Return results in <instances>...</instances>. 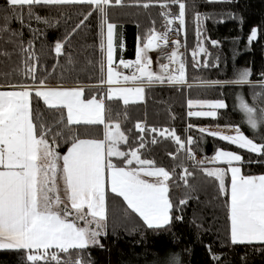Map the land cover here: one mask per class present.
Segmentation results:
<instances>
[{
    "label": "snow or ice",
    "instance_id": "1",
    "mask_svg": "<svg viewBox=\"0 0 264 264\" xmlns=\"http://www.w3.org/2000/svg\"><path fill=\"white\" fill-rule=\"evenodd\" d=\"M7 3L15 14L14 18H19L21 23L25 6L30 19L44 23L48 21L36 15L34 8L90 6L85 20L93 12L98 17L102 37L100 84L108 87L104 98L92 96L85 99V89L81 86L49 88L44 80L35 83L38 57L32 51L33 44L29 42L27 48L20 45L21 51L26 54L20 71L34 83L9 84L6 89L0 85V89H3L0 90V250L23 251L27 264H90L84 258L86 250L94 246L102 247L99 238L107 234V185H110L111 193L123 198L127 208L147 228L159 230L170 226L174 204L169 195L168 182L172 180L174 172L156 167L154 160L141 158L140 149L145 146L143 135L139 147L131 151L121 150V144H127L129 137L121 130L119 122H109L106 100L122 101L127 106L143 101L146 88L155 84H186V66L178 51L180 42H174L177 51L167 57L169 63L161 64L157 73L152 70V60L148 54L150 50L167 45V33L172 29L168 28L164 33L150 29L146 43L138 48L135 61L120 59L117 65L114 59V30L117 25L109 22V14L113 7L148 9L158 3L164 10L162 15L166 25L178 21L183 28L186 4L183 0H7ZM170 3L178 6V13L174 17L169 11ZM195 19L199 24L201 17L197 15ZM3 20L0 40L4 39V33H8L7 42L14 43L12 38L21 33L10 29L7 15ZM83 23L81 21L77 28ZM197 35H202L199 29ZM257 35V31L253 30L249 42L255 41ZM69 38L55 44L54 51L58 57L65 55L64 47ZM161 41L163 45L158 43ZM200 51L204 52L205 49L200 48ZM0 55L10 56V53L0 51ZM192 55L195 59L197 53L193 52ZM68 63H73L71 57H68ZM121 65L134 71L124 75L117 70ZM172 65L175 67L172 68ZM250 77L251 71L244 70L232 83L250 84ZM33 96L51 110L49 116L34 110ZM237 99L239 109L246 116L245 123L253 132L264 128V108L250 106L242 95ZM188 107L210 109L189 111V116L214 118L217 116L216 110L226 105L223 102L189 100ZM98 125L103 126V139L86 135L81 138L77 134L80 126L87 130ZM135 128L141 134L147 131L158 133L161 137L170 136L181 150L185 149V143L175 131L146 128L142 123H137ZM233 130L235 135L200 129L239 149L264 156V136L257 143L238 127ZM59 139L70 143L66 154L58 151ZM151 142H157L155 137ZM192 143L193 139L188 137L187 145ZM188 151L191 153L190 148ZM113 157L122 161L124 166L114 163ZM190 158L195 159L194 154ZM213 162L227 165V169L201 170L207 177L219 182L221 194L230 197L227 207L231 243L264 245V174L245 175L240 166L243 157L233 151H218ZM252 162L258 161H249ZM183 172L182 179L188 186V177L192 173L187 168ZM228 172L231 174L230 186L225 182ZM60 182L68 203L61 197ZM187 202L186 198L179 201L181 205ZM176 219L181 220L182 217ZM170 264H179L178 258L173 257Z\"/></svg>",
    "mask_w": 264,
    "mask_h": 264
},
{
    "label": "trees",
    "instance_id": "2",
    "mask_svg": "<svg viewBox=\"0 0 264 264\" xmlns=\"http://www.w3.org/2000/svg\"><path fill=\"white\" fill-rule=\"evenodd\" d=\"M183 2L186 4L185 25L179 33V42L190 84H155L146 88L143 101L127 106L122 101L106 100L109 122H119L121 130L129 137L127 144H121V150L131 151L139 147L143 135L145 146L140 149L141 158L154 160L156 167L174 172L168 182L169 195L174 204L172 224L159 230L147 228L127 208L123 198L107 188V234L101 236L102 247L94 246L86 250L84 258L90 264H170L173 257L178 258L179 264H264V245L231 243L227 207L230 197L221 194L219 182L207 177L201 170L210 165L202 161L203 157H210L218 149H224L243 157L240 166L245 175H261L264 174V156L239 149L218 136L200 131L201 127L228 125L239 126L246 136L254 138L257 143L264 136V128L253 132L245 123L246 116L239 109L237 99L242 95L250 106L264 108V0ZM89 8L87 5L34 8L36 15L48 21L44 23L30 19L25 6L21 23L19 18H14L7 0H0V24L4 23L3 17L7 15L10 29L21 33L12 38L14 43L7 42L8 33H4V39L0 40V51L10 53V56L0 55V85L34 83L20 71L26 55L20 45L27 48L32 42V51L38 57L35 83L44 80L46 85H82L86 98H104L106 89L100 84L102 74L99 70L102 37L96 13L93 12L85 20ZM163 11L158 3L148 9H110L109 22L121 28L124 39L122 59H135L137 49L146 43L150 29L161 31L165 28ZM169 11L175 16L178 6L170 3ZM197 15L201 17L199 24L195 19ZM81 21H84L83 25L77 28ZM198 29L202 33L199 37ZM253 30L258 35L250 43ZM69 36L64 47L65 55L58 57L54 51L55 44ZM202 46L204 52L200 51ZM193 52L197 53L195 59ZM68 57L73 61L71 65ZM244 70L251 71L252 83H232ZM189 100H221L226 107L218 109L214 118L189 116V111L193 109L188 107ZM33 108L45 116H49L51 111L35 96ZM137 123L144 124L146 128L175 131L185 142V149L181 150L170 136L161 137L158 133L147 131L139 133L135 128ZM103 131L102 125L91 126L87 130L80 126L77 134L81 138L86 135L103 139ZM153 137L156 143L151 142ZM188 137L193 139L191 145H187ZM58 143V151L65 154L70 143H64L62 139ZM192 154L195 159L190 158ZM198 159L203 163H198ZM113 161L124 166L118 158H113ZM223 166L227 168V165ZM184 168L192 173L188 177V186L182 179ZM225 182L230 186L229 174ZM185 198L188 202L181 205L179 201ZM0 264H27L25 253L0 250Z\"/></svg>",
    "mask_w": 264,
    "mask_h": 264
},
{
    "label": "crops",
    "instance_id": "3",
    "mask_svg": "<svg viewBox=\"0 0 264 264\" xmlns=\"http://www.w3.org/2000/svg\"><path fill=\"white\" fill-rule=\"evenodd\" d=\"M172 17H174V16H172ZM168 28H171L172 31H168V33H167L168 34V43H167V45L166 46H162L159 49L150 50V52L148 54L149 55V58L152 60V70H154L157 73L160 72V65L161 64H168L169 63L167 57L173 51H177V48H176L174 42L175 41H179V33L181 32V26L179 25V22L176 21L172 25H166L163 30L156 31V32H158V33H164L165 31H167ZM114 33H115L114 34V47H115L114 48V59L116 61V64L118 65L119 64V60L122 59L121 53L123 52L125 45H124V39H123V35H122L121 28L118 25H117L116 29L114 30ZM158 43H161V45H163V42L162 41L161 42H158ZM141 46L142 45H139V47H141ZM178 51H179L180 56H181V45H180V48L178 49ZM137 52H138V49H137ZM135 59H136V57H135ZM135 59H133V60L123 59V60L126 61V62H134ZM114 66H116V65H114ZM171 67L174 68L175 65H172ZM117 70L118 71H121L124 75H130L131 72L134 71V69H124L122 65L119 66L117 68ZM60 86H62L63 88H67V89L75 88L77 86L84 87L82 85H47V87H49V88H56V87H60ZM102 86L107 90V87H108L107 85H102ZM6 88H7V86H5V89ZM0 90H3V89H0ZM84 98L85 99H88L85 96H84ZM144 99H145V96H144ZM197 110H200V111H208L210 109H206V108H197L196 109L195 108L194 110H191V111L194 112V111H197ZM113 124H115V123H113ZM220 133H223V132H220ZM113 158H116V157H113ZM61 185H62V182H61ZM107 188L110 189V185H107L106 186V191H107ZM62 189H63V186L61 188V197H62V199L65 200V203H68L67 200H66V196H65V194H64V192H63Z\"/></svg>",
    "mask_w": 264,
    "mask_h": 264
},
{
    "label": "rangeland",
    "instance_id": "4",
    "mask_svg": "<svg viewBox=\"0 0 264 264\" xmlns=\"http://www.w3.org/2000/svg\"><path fill=\"white\" fill-rule=\"evenodd\" d=\"M210 1H222V0H210ZM181 30H182V28H181ZM115 48V47H114ZM202 48H204L203 46H202ZM242 72V71H241ZM252 83V82H251ZM187 84H190L189 82H187L186 84H184V85H187ZM204 102H209V103H214V102H223V101H221V100H216V101H204ZM224 103V102H223ZM196 107H194L193 109H191V110H194ZM197 109V108H196ZM207 109V108H206ZM218 110V109H217ZM216 110V111H217ZM239 128V130L241 131V132H243L242 131V129L239 127V126H222V125H218V126H208V127H201V129L203 128V129H206V130H209L210 129V131L211 132H223L224 134H226V135H235L236 133H235V131L233 130L234 128ZM209 128V129H208ZM244 133V132H243ZM245 134V133H244ZM185 143V142H184ZM221 150H224V149H218L212 156H210V157H203L202 158V161L203 162H206L207 164H210L208 167H207V169H214V168H217V167H223V168H225L223 165H220V164H218V163H214L213 162V158H214V156H215V154L218 152V151H221ZM123 151V150H122ZM224 151H229V150H224ZM236 153V152H235ZM237 154H239V153H237ZM198 156V155H197ZM198 162H199V159H198ZM225 169H227V168H225ZM228 174L230 175V172H228ZM228 176V175H227ZM227 176L225 177V180H226V178H227ZM146 179H149V180H152V178H146ZM60 187L62 188V185H61V182H60ZM100 240H101V237L99 238Z\"/></svg>",
    "mask_w": 264,
    "mask_h": 264
},
{
    "label": "built area",
    "instance_id": "5",
    "mask_svg": "<svg viewBox=\"0 0 264 264\" xmlns=\"http://www.w3.org/2000/svg\"><path fill=\"white\" fill-rule=\"evenodd\" d=\"M192 159V158H191Z\"/></svg>",
    "mask_w": 264,
    "mask_h": 264
}]
</instances>
